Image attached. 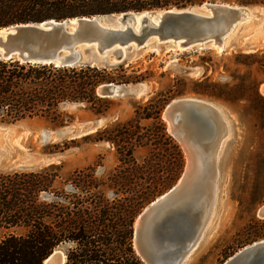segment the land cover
<instances>
[{
	"label": "rangeland",
	"instance_id": "374dc122",
	"mask_svg": "<svg viewBox=\"0 0 264 264\" xmlns=\"http://www.w3.org/2000/svg\"><path fill=\"white\" fill-rule=\"evenodd\" d=\"M212 2L240 5L225 0ZM196 5L199 4L186 7ZM243 6L250 8L249 16L238 22L227 35L223 51L197 46L180 49L171 43L175 47L162 50L163 43L150 41L154 45L145 49L141 56L118 64L127 74H147L146 79L129 82L144 84L146 91L141 96L122 94L108 97L111 105L102 114L84 109L82 103H62L60 109L71 114L73 119L61 126L37 117L0 124V171L36 170L51 163L62 165L61 177L87 167H91L95 177L104 179L111 172L121 171L130 184L120 188H124L120 196L129 197L155 189L142 210L177 181L185 165L181 145L170 134L168 121L162 117L163 107L179 98L210 102L217 108L226 133L216 151L213 208L197 244L182 264H221L244 245L253 242L245 243L244 228L250 219L258 218L256 208L264 202V130L261 128L264 111L250 84L258 82L257 91L260 93L259 84L264 82V5ZM249 52L258 53L255 60L237 57V53ZM190 67L194 73L184 71ZM204 77L217 86L198 85ZM204 88L214 89L225 98L200 93ZM157 91L166 99L160 120L182 154L179 169L172 151L162 141L155 143L150 138H143L139 144L133 140H119L115 145L105 139L116 123L142 133L151 132L153 120L138 118L135 107L140 106L139 112L151 111L146 102ZM95 119L100 120L99 125L90 132L74 136L57 135L55 132L77 121ZM105 128L107 130L103 131ZM129 148L133 162L124 160V163L121 156L127 154ZM171 171L175 175L170 178ZM58 186L63 190L69 188L66 183ZM104 192L107 198L114 197L111 189ZM56 248L63 252L62 247Z\"/></svg>",
	"mask_w": 264,
	"mask_h": 264
},
{
	"label": "trees",
	"instance_id": "16d2710c",
	"mask_svg": "<svg viewBox=\"0 0 264 264\" xmlns=\"http://www.w3.org/2000/svg\"><path fill=\"white\" fill-rule=\"evenodd\" d=\"M212 1L216 0H0V26L181 8ZM225 1L264 5V0ZM257 55V52L237 53V57L243 56L247 61L255 60ZM125 72L122 65L110 68L88 64L65 66L0 58V124L37 117L57 126L64 125L73 116L60 109L62 103H82L84 109L102 114L111 102L96 93L98 85L136 82L148 77ZM250 84L256 100L264 106V95L257 91L258 82ZM198 85L217 86L209 83L207 77ZM199 92L225 98L214 89L204 88ZM159 93L155 92L146 102L151 111L139 112L140 106L135 107L138 118L153 120L151 132L142 133L116 123L105 139L115 145L119 140L139 144L143 138L155 143L162 141L172 151L179 169L182 154L160 120L166 99ZM263 106L260 108L264 111ZM261 128L264 130V120ZM127 152L121 160L133 162L130 148ZM61 168V164L51 163L36 170L0 171V264H42L56 247H62L64 264H144L133 248V221L155 189L120 196L124 190L120 188L130 184L121 171L111 172L104 179L95 177L91 167H87L61 177ZM174 175L171 171L170 178ZM61 183L69 184L68 190L59 187ZM106 189L112 190V199L105 196ZM244 232L245 243L263 239L264 219H250Z\"/></svg>",
	"mask_w": 264,
	"mask_h": 264
},
{
	"label": "water",
	"instance_id": "95a60500",
	"mask_svg": "<svg viewBox=\"0 0 264 264\" xmlns=\"http://www.w3.org/2000/svg\"><path fill=\"white\" fill-rule=\"evenodd\" d=\"M249 9L230 3L203 2L190 7L9 24L0 26V58L110 68L141 56L154 45L150 41L163 43L162 50L175 47L169 43L178 41L176 48L180 49L197 46L223 51L225 38L238 22L249 16ZM184 71L194 73L191 67ZM258 89L264 95V82ZM145 91L140 82L103 83L96 88L102 97L141 96ZM183 112H187L191 126L188 133L181 127ZM212 112L219 115L210 102L196 98L173 99L163 107L162 117L172 125L168 130L181 145L185 165L177 181L135 218L132 242L144 264H182L207 222L213 201L211 190L215 186L218 146V139L212 135L213 123L208 118ZM99 122V119L77 121L55 132L79 135L95 130ZM198 126L205 135L201 136ZM194 177L200 183L192 192L189 187ZM186 192L197 193L200 198L185 201L181 196ZM255 214L264 219V202ZM64 261V253L55 248L42 264H64ZM221 264H264V238L244 245Z\"/></svg>",
	"mask_w": 264,
	"mask_h": 264
},
{
	"label": "bare ground",
	"instance_id": "6f19581e",
	"mask_svg": "<svg viewBox=\"0 0 264 264\" xmlns=\"http://www.w3.org/2000/svg\"><path fill=\"white\" fill-rule=\"evenodd\" d=\"M250 10V9H249ZM138 19V16H137V14H136V20ZM171 44H173V45H177L178 46V41H175V42H170ZM179 47V46H178ZM193 71H195L194 69H193ZM190 73V72H189ZM141 82H145V81H141ZM147 83V82H146ZM143 83H140V87L141 88H144L143 87ZM183 118H184V120H183V122H182V124H181V127L188 133L190 130H191V126H190V124H189V122H187V112H183ZM218 116V117H217ZM208 118H210V120L212 121V123H213V126H212V135H213V138L214 139H218V146H217V149H218V147H219V144H220V141H221V139H222V137L225 135V124L223 123V121H221V116L220 115H217L216 114V112H212L211 114L209 113V116H208ZM171 123H170V121L168 120V128H171ZM200 126H198V128H199ZM199 132H200V134H201V136H203V135H205V131L204 130H201L200 128H199ZM46 133V132H45ZM45 133H43L42 135H44ZM187 136V135H186ZM205 138V137H204ZM220 140V141H219ZM214 143H216V141L214 142ZM217 149H216V151H217ZM215 158H216V153H215ZM199 183H200V181L198 180V179H196V177H194V180L191 182V186L189 187L190 189V191H194V190H196V187L197 186H199ZM212 191V194H213V196H212V198H214V193H215V186H214V188L211 190ZM192 192H186V193H184V195L183 196H181V198L182 199H184L185 201L187 200H195V198H200V196L198 197V195H197V193H192ZM199 194V193H198ZM178 199V198H177ZM178 200H180V199H178ZM212 208H213V201H212V206H211V208L209 209V211H208V215H210V213H211V210H212ZM201 209V207L198 209V211ZM209 218V217H208ZM208 220V219H207ZM206 224V223H205ZM201 234V233H200ZM200 234L197 236V239H196V243L193 245V247L189 250V253H190V251L195 247V245L197 244V242H198V239H199V237H200ZM188 253V254H189Z\"/></svg>",
	"mask_w": 264,
	"mask_h": 264
}]
</instances>
